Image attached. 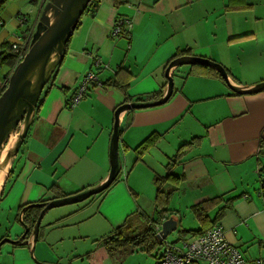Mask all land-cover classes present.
<instances>
[{"label":"crops","instance_id":"1","mask_svg":"<svg viewBox=\"0 0 264 264\" xmlns=\"http://www.w3.org/2000/svg\"><path fill=\"white\" fill-rule=\"evenodd\" d=\"M19 11L15 1L0 6V53L22 29ZM120 18L132 24L127 36L114 38L110 32ZM184 49L220 63L240 85L263 81L264 0H101L95 13L82 15L4 183L0 239L23 232L20 207L94 187L106 177L115 109L157 99L167 83V63ZM95 56L105 67L93 65ZM118 66L129 72L126 88L92 85L69 105L85 72H96L103 83ZM191 66L173 70L174 92L167 102L121 113L120 172L97 197L94 211L80 216L81 205L63 212L66 218L44 225L42 220L35 258L30 244H12L0 264H155L160 248L147 253L153 261L137 263L132 257L146 252L109 255L96 241L128 215L149 216L139 198L150 197L154 177L168 173L173 176L164 184L170 194L166 218L180 215L181 205L193 212L192 206L206 201L208 220L217 216L214 224L222 225L226 241L264 264V91L235 93L206 66ZM8 69L3 65L0 76ZM148 138L153 142L138 158L135 149ZM175 194L178 208L171 206ZM196 221L194 230L204 226ZM86 237L93 239L89 245Z\"/></svg>","mask_w":264,"mask_h":264},{"label":"water","instance_id":"2","mask_svg":"<svg viewBox=\"0 0 264 264\" xmlns=\"http://www.w3.org/2000/svg\"><path fill=\"white\" fill-rule=\"evenodd\" d=\"M90 0H46L31 33L29 43L23 58L15 64L9 77L8 83L0 94V157L11 136L14 141L7 148L4 155V164H7L5 176L0 185L2 193L4 183L10 173L11 165L24 141L28 128L34 119L36 107L43 89L51 78L55 68L63 58V51L69 37L72 36L87 4ZM182 65H201L215 69L224 79L228 87L238 94H251L264 91V80L252 85H240L234 82L227 70L218 62L209 58L183 55L169 62L165 68L167 83L157 99L150 101H130L119 105L114 111V123L109 144L110 169L94 187L52 199L32 202L26 208L41 206L42 209L27 239L26 233L29 228L21 224L23 232L16 239L9 236L0 239V248L5 243L13 245L30 244V255L34 257V246L38 238L40 223L44 214L51 208L67 204L78 203L98 194L108 188L120 172L119 138L120 115L133 109L159 106L168 101L173 94L174 81L173 70ZM24 209L18 218L22 220ZM178 220L169 216L160 223V230L156 233L159 241L178 227ZM50 264V263H45Z\"/></svg>","mask_w":264,"mask_h":264},{"label":"trees","instance_id":"3","mask_svg":"<svg viewBox=\"0 0 264 264\" xmlns=\"http://www.w3.org/2000/svg\"><path fill=\"white\" fill-rule=\"evenodd\" d=\"M31 1L33 3H36V0H31ZM100 1L101 0H90L82 15H84L85 13H91V14L95 13ZM3 3H4V1L0 2V6ZM79 22H80V20H79ZM79 22L77 23L75 29L79 26ZM27 30H30V29L28 28ZM23 34H24L23 35L24 38L28 37L27 32L26 33L23 32ZM71 37H69L68 41L65 44L64 51H63V58L60 61V63L57 65V67L55 68L51 78L49 79V81L45 85L43 92H42L43 94L47 90V87L49 85L48 83H50L54 79V77L57 73V70L60 67V65L64 59V56H65V54L68 50V47H69ZM2 47H3V50L0 53V68L3 65L7 64L10 66V69L11 68L13 69V67L16 64V52L12 49L10 42L3 43ZM183 55H191L190 50L184 49V50L177 51V53L171 58V60H173L179 56H183ZM169 62L167 63V65L169 64ZM167 65H166V67H167ZM191 67H193V65ZM206 68L215 76L220 77V74L215 69L210 68V67H206ZM128 75H129V72L127 71L126 68H124L123 66H118L114 75L112 77L108 78L102 84L105 86H114L118 89L123 90L124 88H126V86L128 84V82L126 81V77ZM1 76H3V75H1ZM1 76H0V94L3 92V90L5 89V87L8 83V78L5 80H2ZM173 92H174V90H173ZM41 98L42 97L40 96L37 107H36V111L38 109V106L41 103V100H42ZM36 111H35V114H36ZM152 142H153V139L148 138L144 142H142L139 146L136 147L135 151H136L138 158L140 157V155L144 151H146V149L150 146V144H152ZM173 161H175V157H172L170 159L168 166L171 165ZM118 175H117L116 179L111 183V185L108 188H106L105 190H103L102 192H100L98 194L92 195L88 199H90V198L92 199V198H96V197H99V198L103 197L104 194L110 189V187L116 182ZM172 176L173 175L171 173H168V175L166 174L164 176H155L154 177V184L156 185V195H155V201H154V217H150V216L142 214V213H134V214L128 215L127 218L125 219L124 223L121 226L115 228L110 234L103 236L100 239H98L96 241L97 246L103 247L109 255H114L115 253H118V254L127 253V252H131L135 249H139V250H142L146 253H150V252L154 251V249H156V248L158 249V247L161 248L163 241H159L156 238V232L154 230V225L160 224L161 221L166 219L167 215L169 214V209H168L167 205L169 202L170 194L165 190L164 184H165V179L172 177ZM80 191H82V190H80ZM3 194H4V192H2L0 194V199L2 198ZM63 196H65V195L62 193H57V197H63ZM36 202H39V201H36ZM22 209H24V212L22 215V220H20L19 222L23 225L24 224L27 225L29 228L28 232L26 233V237H25V239H27L31 233V230H32V228L36 222V219H37L39 212L42 209V207L41 206H33V207L26 208V205H24V206L20 207L19 211H21ZM192 210L194 212V215L196 216V218L199 221L205 222L203 227H201L198 230H194L192 232L199 233V232H202V231L208 229L212 225H214L215 222L213 220L217 216H215L212 221L208 220V215H207L208 203L206 201L192 206ZM155 214H156V217H155ZM17 219L19 220L18 214H17ZM207 220H208V224H206ZM40 236H41V234H40V230H39L37 240L39 239ZM157 256L159 257V255H157Z\"/></svg>","mask_w":264,"mask_h":264},{"label":"built area","instance_id":"4","mask_svg":"<svg viewBox=\"0 0 264 264\" xmlns=\"http://www.w3.org/2000/svg\"><path fill=\"white\" fill-rule=\"evenodd\" d=\"M5 0H0V2ZM46 0H36V5L41 7ZM19 33L14 35L11 41L12 49L16 52V63L24 56L27 45L31 37L30 25H26V19L19 16ZM132 21L129 18H120L111 29L110 35L114 38L127 36ZM23 32L28 33L24 38ZM93 65L96 67H105V64L95 56ZM102 84L98 74L92 70L87 71L81 77L74 94L69 99V105H75L85 95L90 86H100ZM260 175L264 181V165L260 168ZM264 183V182H263ZM156 233L160 230V224L154 225ZM162 250L155 264H263L262 260L253 261L244 257L243 253L234 245L228 243L224 236V229L220 224H214L208 229L195 233L189 238L180 239L178 243L163 239Z\"/></svg>","mask_w":264,"mask_h":264},{"label":"rangeland","instance_id":"5","mask_svg":"<svg viewBox=\"0 0 264 264\" xmlns=\"http://www.w3.org/2000/svg\"><path fill=\"white\" fill-rule=\"evenodd\" d=\"M12 1H15V3L17 4V6L20 9L18 16H23L26 19V21H27V18L30 19L34 15L35 9H37V7H38L31 0H5L4 2L6 3V2H12ZM41 10H42V6L38 7L37 15L33 18V20L30 23V30L32 32L34 30L35 23L38 19V16H39ZM11 71H12V68L8 69V71L5 74H3V76H1L2 80L7 79L9 77V75H10L9 73H11ZM153 189H155V188H153ZM155 195H156V189H155V191L151 192L150 197H140L139 198V202L141 203V205H143L144 207H147V210H149L147 212H148L150 217H154V210L153 209H154ZM176 197H177V195L175 194V197L172 200L174 202H171V206L173 207V205L176 203L175 204L176 208H178L179 207L178 206V200L179 199L177 200ZM98 199L99 198H97V197L92 198V199L90 198V199H86V200L78 202V203L67 204V205L51 208L42 217V220H43L42 223L44 225L49 220H54L56 218H59V216H60V218H66L67 216H64L63 212H67L69 210L75 209L76 207H79L81 205H84L85 209L82 210L81 214H79V215L80 216L89 215L90 213H92L94 211L95 206H96V201ZM182 204H184V203H182ZM61 216H63V217H61ZM155 217H156V214H155ZM176 218L179 220L178 227L175 231H173L172 233H170L167 236L168 241H176L177 236L179 234H182V235L184 234V236L186 238H189V236H191V235H188V234H190L189 230H194V229L198 228V226H200L197 223L196 218H195L193 212L191 211V209H189V210L187 208L185 209L184 207H182V205H181V214L176 215ZM18 223H20L19 220H18ZM40 229H41V227L39 228V230ZM80 232H81V235L82 234H89V233H86V231H80ZM76 234H78V233H76ZM84 240H85L86 245H89L93 239L91 237H86ZM178 242H180V241H176V243H178ZM11 246H12V244H10V243H5L1 246V248H0V261L4 259L5 252L8 251V249H10ZM93 248H95V246ZM159 248L160 247H158V250H159ZM160 251H161V248L159 250L158 255L160 254ZM132 259H134L135 262L137 261V263H140V262L142 263V262H146V261H153V256H152V254L148 255L147 253L137 252L132 257Z\"/></svg>","mask_w":264,"mask_h":264},{"label":"bare ground","instance_id":"6","mask_svg":"<svg viewBox=\"0 0 264 264\" xmlns=\"http://www.w3.org/2000/svg\"><path fill=\"white\" fill-rule=\"evenodd\" d=\"M13 141H14V136H11L9 143L5 146L4 150L1 153V157H0V185L2 183V180L5 176V172L7 169V164L5 165L3 162L4 161V155L7 151V148L12 145Z\"/></svg>","mask_w":264,"mask_h":264},{"label":"flooded vegetation","instance_id":"7","mask_svg":"<svg viewBox=\"0 0 264 264\" xmlns=\"http://www.w3.org/2000/svg\"><path fill=\"white\" fill-rule=\"evenodd\" d=\"M20 212V211H19ZM19 214V213H18Z\"/></svg>","mask_w":264,"mask_h":264}]
</instances>
